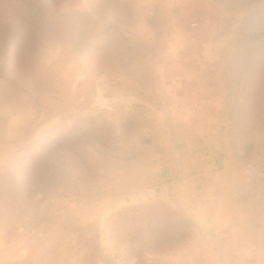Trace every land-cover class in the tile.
Masks as SVG:
<instances>
[{
	"label": "rangeland",
	"instance_id": "1",
	"mask_svg": "<svg viewBox=\"0 0 264 264\" xmlns=\"http://www.w3.org/2000/svg\"><path fill=\"white\" fill-rule=\"evenodd\" d=\"M259 33L264 0H0V264H199L169 192L143 195L171 153L161 89L213 40L231 161L260 162Z\"/></svg>",
	"mask_w": 264,
	"mask_h": 264
},
{
	"label": "crops",
	"instance_id": "2",
	"mask_svg": "<svg viewBox=\"0 0 264 264\" xmlns=\"http://www.w3.org/2000/svg\"><path fill=\"white\" fill-rule=\"evenodd\" d=\"M186 42L175 41L172 50L191 49ZM199 43L202 59L210 62L214 41L204 37ZM196 56L191 50L175 57L161 89L172 139L157 177L161 195L169 192L170 202L192 221L195 233L189 245L200 254L199 264H264V225L246 222L232 203L237 171L222 130L226 116L220 84L217 90H203Z\"/></svg>",
	"mask_w": 264,
	"mask_h": 264
},
{
	"label": "built area",
	"instance_id": "3",
	"mask_svg": "<svg viewBox=\"0 0 264 264\" xmlns=\"http://www.w3.org/2000/svg\"><path fill=\"white\" fill-rule=\"evenodd\" d=\"M198 25L197 19L193 18L190 22V27L196 28ZM195 61L202 68L199 83L203 90L208 86L213 87L214 75L212 70L202 58L199 57ZM153 123L160 125L164 137L170 135L171 121L166 113H161L160 116L155 117ZM216 169L215 167L212 170ZM161 185L145 190L143 192L144 197L158 198L161 190L157 191L156 189H160ZM231 197L233 205L246 215V222H256L264 225V157L261 158L260 162L240 166L239 171H237V179L231 191Z\"/></svg>",
	"mask_w": 264,
	"mask_h": 264
},
{
	"label": "trees",
	"instance_id": "4",
	"mask_svg": "<svg viewBox=\"0 0 264 264\" xmlns=\"http://www.w3.org/2000/svg\"><path fill=\"white\" fill-rule=\"evenodd\" d=\"M261 35H264V33H259V34L256 35V37H259Z\"/></svg>",
	"mask_w": 264,
	"mask_h": 264
}]
</instances>
